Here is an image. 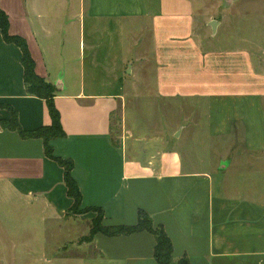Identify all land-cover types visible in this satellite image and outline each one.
Instances as JSON below:
<instances>
[{
	"label": "crops",
	"instance_id": "1",
	"mask_svg": "<svg viewBox=\"0 0 264 264\" xmlns=\"http://www.w3.org/2000/svg\"><path fill=\"white\" fill-rule=\"evenodd\" d=\"M237 1L0 0L9 33L25 39L36 73L55 88L65 134L50 144L73 161L82 206L100 207L105 225L135 224L145 210L164 227L173 258L191 264H264V0H240L255 16L238 14ZM206 3L229 6L207 22L216 30L202 45L191 24ZM147 26L158 96L191 108L180 111L174 139L114 140L112 118L119 112L126 121L131 89L121 53L134 50L131 37ZM21 56L0 31V104L17 111L24 129L49 125L45 101L26 91ZM9 117L0 106V120ZM0 196L37 207L42 222L64 220L72 205L43 140L1 125ZM90 244L111 264H158L148 231L96 233Z\"/></svg>",
	"mask_w": 264,
	"mask_h": 264
},
{
	"label": "rangeland",
	"instance_id": "2",
	"mask_svg": "<svg viewBox=\"0 0 264 264\" xmlns=\"http://www.w3.org/2000/svg\"><path fill=\"white\" fill-rule=\"evenodd\" d=\"M225 6L229 4L206 3L195 16L191 27L198 30L194 38L199 36L202 45L211 43V27L207 22L221 18L220 12ZM233 6L238 14L258 15L254 5H245L238 0ZM131 38V42L135 38L137 46L132 45L134 50L129 53H121V62L124 56L127 59L120 67L125 85L131 88L125 92V105L121 109L122 114H126V121H121L119 112L114 114L112 136L117 140L126 135L145 143L174 139L176 133L173 131L181 123L180 111L191 108V105L185 100L158 96L154 82L157 53L149 26ZM255 55L253 53V59ZM86 213L90 216L84 221L79 220L80 215ZM97 219L94 209L80 204L72 206L64 220L42 222L37 207L19 204L16 199L4 201V196H0V264H111L99 258L91 240L82 239L88 222Z\"/></svg>",
	"mask_w": 264,
	"mask_h": 264
},
{
	"label": "trees",
	"instance_id": "3",
	"mask_svg": "<svg viewBox=\"0 0 264 264\" xmlns=\"http://www.w3.org/2000/svg\"><path fill=\"white\" fill-rule=\"evenodd\" d=\"M0 31L6 42L14 43L20 48L22 52L21 63L23 66V80L26 91L28 94L39 97L45 101L51 118V123L49 125H41L34 129H24L18 121L17 111L9 104H0V106H4V108L10 111V117L8 119H1L0 125L5 129L16 131L22 139L41 138L44 145V154L54 159L63 168V180L66 186V192L72 199L71 207L80 205L82 202V194L71 174L73 161L54 155L52 145L50 144L52 139L62 137L65 134L60 122L59 111L54 104L55 88L50 82L36 73L35 62L30 54L25 39L19 35H12L9 33V19L1 8ZM88 209H94L98 214V219L97 221L92 220L88 222V233L84 235L82 239L89 241L96 233H101L105 236H118L148 231L155 239L153 257L158 264H191L189 259L185 256L178 259L173 258V245L164 227L161 224H155L149 213L145 210L138 209L137 221L135 224L105 225L103 223V211L100 207L93 206L88 207Z\"/></svg>",
	"mask_w": 264,
	"mask_h": 264
},
{
	"label": "water",
	"instance_id": "4",
	"mask_svg": "<svg viewBox=\"0 0 264 264\" xmlns=\"http://www.w3.org/2000/svg\"><path fill=\"white\" fill-rule=\"evenodd\" d=\"M210 25H211L213 31H215V30H216V21L213 20V21L210 23Z\"/></svg>",
	"mask_w": 264,
	"mask_h": 264
}]
</instances>
